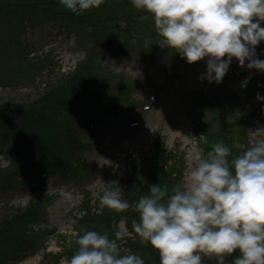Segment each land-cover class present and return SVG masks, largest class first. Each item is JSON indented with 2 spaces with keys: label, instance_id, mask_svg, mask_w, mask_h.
<instances>
[{
  "label": "rangeland",
  "instance_id": "1",
  "mask_svg": "<svg viewBox=\"0 0 264 264\" xmlns=\"http://www.w3.org/2000/svg\"><path fill=\"white\" fill-rule=\"evenodd\" d=\"M97 13L103 15L98 22ZM84 14L87 17L83 19L93 24L50 18L40 10L33 18L24 11L0 15V110L6 107L2 112H8L10 105L34 102L85 60L95 63L99 84H108L107 99H123L119 113L92 109L101 113L90 118V126L86 123L91 117L88 113L81 119L57 116L55 121L60 119L61 124L48 128L47 137L63 140L72 123L79 133L77 140L86 145L77 155L87 166L74 175L54 167L47 174L29 177L22 164L28 161L31 168L51 155L30 150L26 142L15 138L14 129L0 123V222L35 198H45L44 220L34 224L45 231L44 248L3 264H69L57 254L78 235L76 226L85 207H101L99 198L106 183L119 181L123 198V187L133 185L139 174H151L152 164L162 160L171 165L184 155L182 183L189 170L191 148L200 147L204 130L219 129L220 117L228 127L225 131L245 148L252 131L264 128V99H257V93L264 97V72L241 67L233 58L222 83L202 80L208 58L190 64L177 50L162 48L156 43L160 37L152 15L137 10L132 0H103L99 8ZM111 15L120 18L116 21ZM145 15L148 18L141 19ZM116 22L121 30L115 27ZM256 52L264 60V41ZM39 66L42 72L36 71ZM212 118L211 127L202 125ZM121 221L128 229L127 236L135 239L127 221ZM124 242L120 240L119 245L128 251ZM133 250L131 254H135ZM48 253L52 255L47 259ZM141 253L149 252L143 249ZM200 255L201 264H217L216 257ZM148 259L153 264V259ZM233 259L229 256L226 264H232Z\"/></svg>",
  "mask_w": 264,
  "mask_h": 264
},
{
  "label": "clouds",
  "instance_id": "2",
  "mask_svg": "<svg viewBox=\"0 0 264 264\" xmlns=\"http://www.w3.org/2000/svg\"><path fill=\"white\" fill-rule=\"evenodd\" d=\"M103 0H60L76 14L99 8ZM137 10L152 15L162 48L177 50L188 63L207 57L201 79L222 83L233 58L239 66L264 72L256 48L264 41V0H132ZM142 16L141 19H147ZM255 18V22L254 21ZM247 61V64H246ZM257 99L262 100L257 93ZM264 128L252 131L248 146L231 161L223 141L211 150L193 145L185 181L152 184L148 195L130 204L121 197L119 181L106 183L102 208L139 214L132 229L141 244L159 252L161 264H201V253L226 264H264ZM208 141L204 140V144ZM95 195V193L93 194ZM78 249L69 264H145L136 254L121 255L117 241L128 235L121 221L115 239L108 233L81 229Z\"/></svg>",
  "mask_w": 264,
  "mask_h": 264
},
{
  "label": "trees",
  "instance_id": "3",
  "mask_svg": "<svg viewBox=\"0 0 264 264\" xmlns=\"http://www.w3.org/2000/svg\"><path fill=\"white\" fill-rule=\"evenodd\" d=\"M43 12L50 18H60L65 20H74L80 25L88 23L93 24L88 19L84 12L83 14H76L65 7H62L60 0H0V15L3 13H17L26 12L29 18H33L37 11ZM98 22L102 17V13H97ZM113 19L118 21L120 17L111 15ZM90 20H92L90 18ZM23 22L24 19H22ZM116 28L121 30V26L116 22ZM35 25V24H33ZM104 27V26H102ZM105 28H107L105 26ZM108 29V28H107ZM42 66L37 68V72H42ZM98 77H100L95 63L92 60H85L81 63L78 70L69 76H65L59 83L52 85L42 96L38 97L34 102H22L18 105H10L8 112H2L6 107L0 110V123L6 125L7 129L15 130V138L20 139L21 143L26 142L30 150H37L39 154L46 153L51 155L50 159L40 161V163L33 167H28V161L22 165L26 169L28 176L36 177L38 175L47 174L53 171L54 167H58L63 173L67 175H74L79 172L81 166H87L86 160L77 155V150L84 148L86 145L77 140L78 131L74 125L67 126V133L64 139L60 136L47 137L48 128L61 124V120L55 121L57 116L69 115L81 119L83 115L90 113L91 117L86 118L88 126L91 125L90 118L101 111H91L94 108L101 109L104 113L111 111L119 113L123 99L120 97L114 101L107 99V83L99 84ZM8 105V104H7ZM91 111V112H90ZM99 115V114H98ZM21 117L22 120L18 122L16 118ZM214 122L212 118L209 122L202 125L211 127ZM220 127L217 130H204L205 136L199 139V146L205 151L211 150V145L223 141V143L231 149L228 157L229 161L239 154L242 149L235 147V138L230 136L225 130L228 127L220 117L218 122ZM1 125V124H0ZM47 130V135L46 131ZM204 140L208 143L204 144ZM179 157V156H178ZM159 163V165H157ZM184 155L177 158L173 164L165 163L160 160L150 166L151 174L142 176L141 174L135 178L133 185L125 186L122 189L124 200L130 204L138 202L142 195H148L152 184H160L162 187L167 186L169 190L174 184L181 183V177L184 166ZM160 166V167H159ZM181 166V169L178 168ZM44 197L39 196L35 198L31 204L26 208L19 210L11 218H6L0 222V264L10 260L19 261L28 255L36 254L40 249L44 248L45 231L37 228L34 224L41 223L44 220V213L42 205ZM85 214L78 219L77 229L78 235H82L81 229L88 231H98L108 233L110 239H115V232L118 229L119 221L125 219L129 228L134 233L135 239L125 236L126 247L128 251L120 246L121 255H128L135 251V254L140 256L145 264H161L160 255L150 242L141 244L140 237L132 229V221H139V214L131 208L117 213L115 210L107 207L93 208L92 206L85 207ZM114 227V228H113ZM76 237H73L70 245H65L64 250L57 254L59 260L66 258L70 261L78 249L75 243ZM66 241V239H65ZM119 244V241H117ZM149 252L143 254L141 251ZM48 256L46 257L48 259ZM239 250L232 254L233 257L238 256ZM145 257H147L145 259ZM151 261V262H150ZM210 264V263H203Z\"/></svg>",
  "mask_w": 264,
  "mask_h": 264
}]
</instances>
